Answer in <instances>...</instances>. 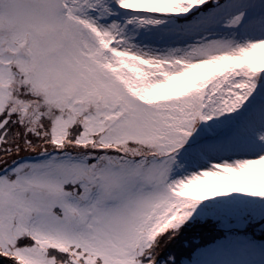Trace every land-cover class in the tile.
I'll return each instance as SVG.
<instances>
[{
  "label": "snow or ice",
  "instance_id": "6c2138e0",
  "mask_svg": "<svg viewBox=\"0 0 264 264\" xmlns=\"http://www.w3.org/2000/svg\"><path fill=\"white\" fill-rule=\"evenodd\" d=\"M202 201L264 215V0H0V264H178Z\"/></svg>",
  "mask_w": 264,
  "mask_h": 264
},
{
  "label": "trees",
  "instance_id": "16d2710c",
  "mask_svg": "<svg viewBox=\"0 0 264 264\" xmlns=\"http://www.w3.org/2000/svg\"><path fill=\"white\" fill-rule=\"evenodd\" d=\"M201 204L204 207L208 201H202ZM203 214L204 212L198 213L195 219L188 218L180 226L177 234L165 243L164 250L169 256L176 257L179 254L178 264H186L187 261L193 260L199 248L206 247L221 237L237 239L244 236L264 242V220H253L247 213H244L243 222L217 221L211 217L202 218Z\"/></svg>",
  "mask_w": 264,
  "mask_h": 264
},
{
  "label": "rangeland",
  "instance_id": "374dc122",
  "mask_svg": "<svg viewBox=\"0 0 264 264\" xmlns=\"http://www.w3.org/2000/svg\"><path fill=\"white\" fill-rule=\"evenodd\" d=\"M202 208L203 204L198 205L189 218L198 217L197 214L201 213ZM244 213H247L253 220H264V215L252 206L235 209L226 213L228 216L213 211L204 212L202 218L211 217L217 221L235 220L236 222H243ZM244 222H246L245 219ZM186 264H264V242L244 236L237 239L221 237L207 247L200 248L193 260L187 261Z\"/></svg>",
  "mask_w": 264,
  "mask_h": 264
}]
</instances>
